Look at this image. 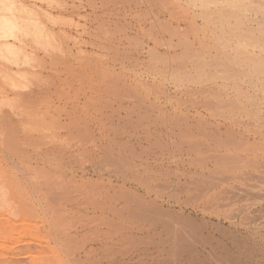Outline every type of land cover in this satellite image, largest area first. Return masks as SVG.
Listing matches in <instances>:
<instances>
[{"label": "rangeland", "instance_id": "374dc122", "mask_svg": "<svg viewBox=\"0 0 264 264\" xmlns=\"http://www.w3.org/2000/svg\"><path fill=\"white\" fill-rule=\"evenodd\" d=\"M30 1L56 45L33 48L31 105L2 85L21 107L0 105L18 130L0 117V164L38 263L157 264L187 242L264 264V0Z\"/></svg>", "mask_w": 264, "mask_h": 264}, {"label": "bare ground", "instance_id": "6f19581e", "mask_svg": "<svg viewBox=\"0 0 264 264\" xmlns=\"http://www.w3.org/2000/svg\"><path fill=\"white\" fill-rule=\"evenodd\" d=\"M259 4V3H258ZM261 5V4H260ZM259 7V6H258ZM261 7V6H260ZM264 7V6H263ZM43 15V12H41V8H38L35 4H32L31 3V1L30 0H0V63H1V67H3L2 65H4V64H8V65H10V66H8V67H6V69L3 67V69H0V83H1V85H0V105H2V106H11V108H13L14 107V105H13V101H12V99L10 98L11 97V95L9 96L8 95V92L6 93L5 91H4V89H6V90H8L9 88H11L10 89V91L11 92H9V94H12L13 96L15 95V97L14 98H16V96H19L18 98H20V95L22 96V95H24V97L26 96V95H28L27 97H32L33 96V94H30L31 92H33V91H30V88L28 87L29 85H32L33 83H34V79H32V77L31 76H33L34 78H35V76H34V73L31 71V66H33L34 64H35V62L36 61H34L33 59L36 57L35 56V52H34V46H35V48L37 47H42V48H44L45 50H48V49H52V47L53 46H55L56 45V36L53 34V33H51V31L49 30V29H47L46 28V24L44 23V21H43V19L41 18V16ZM45 16H49V15H45ZM256 20V19H255ZM262 20V19H261ZM247 22H249V21H247ZM251 22V21H250ZM249 22V24H252V23H250ZM263 24H264V21H263ZM257 25H258V23H257ZM29 40H31V42H32V44L34 43V45L32 46V47H30L29 46ZM30 47V48H29ZM51 47V48H50ZM37 55V54H36ZM36 60H37V58H35ZM32 61H34V63L31 65V62ZM2 62H4V63H2ZM26 66V67H25ZM29 66V67H28ZM35 66V65H34ZM15 69H16V71H15ZM29 78H31V80H33V83H30V81L31 80H29ZM3 83H5L6 85H8V87L6 88H4L3 89V87H2V85H3ZM30 83V84H29ZM39 83H40V81H39ZM4 86V85H3ZM42 86H43V84H42ZM33 86H31V88H32ZM29 88V90L27 91V92H29V93H27L26 92V90ZM40 88V87H39ZM42 88V87H41ZM32 90H34L35 91V89H32ZM43 90H44V88H43ZM5 92V93H4ZM27 93V94H26ZM36 93V92H35ZM40 93H41V90H40ZM29 94L30 95H32V96H29ZM35 95V94H34ZM38 94H36L35 96H37ZM24 97H22V99L24 98ZM17 98V100L19 101L18 102V104H20V105H22V107H23V105H28V104H26V103H29L30 102V100H25L24 99V101H26L25 102V104H24V102L22 101V99L20 98V99H18ZM26 98V97H25ZM33 98V97H32ZM29 99V98H28ZM36 100H37V98H35ZM15 102H14V104H17V100L16 99H13ZM20 100H21V102H23V104H21V102H20ZM35 100V101H36ZM32 101H34L33 99L31 100V102ZM34 101V102H35ZM31 102H30V104L29 105H31ZM16 105L15 106V109H16V107L18 108V111H19V109H20V107L21 106H19V105ZM9 106L7 107V108H9ZM1 107V106H0ZM25 107H27V106H25ZM25 107L24 108H22L23 110L25 109ZM34 107H35V105H34ZM4 107H2V109H3ZM6 108V109H7ZM11 108H9L8 110H10ZM31 108V107H30ZM5 109V108H4ZM5 109V110H6ZM20 110V111H22V112H24L23 110ZM27 110H30L29 111V114H27V110H25V114H27V116L26 117H28V115H31V114H33V113H31V112H33V111H31L32 109H28V107L26 108ZM5 110H0L1 112V114H0V117H1V115L3 114V113H5L6 111ZM5 111V112H4ZM13 111V110H12ZM15 111V110H14ZM7 112H9V111H7ZM15 112H17V111H15ZM22 112H21V115H22ZM12 113V112H11ZM35 113H37V112H35ZM35 113H34V116L33 115H31L30 116V120H31V117L33 118V117H35L36 115H35ZM13 114V113H12ZM17 114H18V112H17ZM24 114V113H23ZM25 114L24 115H22L23 117L25 116ZM7 113H6V115H4V117L6 118L7 117ZM9 115H10V112H9ZM40 115V114H39ZM3 116V115H2ZM11 116V115H10ZM20 116V115H19ZM38 116V115H37ZM14 117H16L15 115H14ZM40 117H41V115L39 116V118L37 119L36 117H35V119L34 120H36V121H33V120H31L30 121V126H31V124L33 123V122H37V123H35V124H38L39 125V127L41 128L42 126H40L43 122H46V119H44L45 121H43L42 123L41 122H39V121H42L41 119H40ZM1 118H3V117H1ZM5 118H3L4 120H5ZM22 117H20V118H18V121H19V119H21ZM3 119H0V120H3ZM17 119V118H16ZM28 118H24V120L26 121V124H25V126H29V119L27 120ZM40 119V120H39ZM8 120V122L6 123V124H8V126L7 125H5V121L3 122V121H0V126L2 125V126H4L5 125V127L7 126V128L8 127H11V124H9V123H11V119H7ZM9 120H10V122H9ZM23 120V119H22ZM23 120V121H24ZM39 120V121H38ZM24 121V122H25ZM4 124H3V123ZM20 122V121H19ZM21 124H23L22 122H20ZM40 123V124H39ZM17 124H19V123H17ZM34 124V123H33ZM34 124V125H35ZM44 124H46V123H43V125ZM10 125V126H9ZM15 125V124H14ZM33 125V126H34ZM0 127V129L1 128H3V127ZM18 126V128H19V125H17ZM21 126V125H20ZM24 126V128L23 129H31V128H33V126L31 127V128H26ZM29 126V127H30ZM36 126V125H35ZM35 126H34V128L33 129H36L38 126H36V128H35ZM45 126V125H44ZM48 127L50 126V125H47ZM4 127V128H5ZM12 127H15V126H13V124H12ZM46 127V126H45ZM45 127H42V131L44 132V130H46L47 128H45ZM53 127V126H52ZM51 127V128H52ZM7 128H6V130L5 131H7ZM22 128H20L21 130H22ZM43 128H44V130H43ZM14 129V128H13ZM16 129V128H15ZM15 129L14 130H12V129H10L9 130V128H8V131H10V132H5V131H3L2 129H1V131H3L4 133H7V135H9V134H11V132H15L16 133V131H18V130H16L15 131ZM50 129V128H49ZM21 130H19V131H21ZM36 130H38V129H36ZM36 130H34V131H36ZM0 131V134L2 135V134H4V133H2ZM31 131H33L32 129H31ZM40 131V130H39ZM41 131V132H42ZM47 131H49V130H47ZM25 132V131H24ZM23 132V133H24ZM29 132V131H28ZM26 133V132H25ZM18 134V133H17ZM20 135H21V133H19ZM27 134H29V133H27ZM35 133H32L31 135H34ZM39 133H37V135H38ZM43 134V133H42ZM42 134L40 135V138H42L41 136H42ZM44 134H46V132L44 133ZM15 134H11V136L10 137H12V139H14V141H16V139L15 138H13V136H14ZM51 135H52V133H51ZM6 136V135H5ZM5 136H4V138H5ZM9 136H7V137H9ZM43 136H45V135H43ZM1 138L3 137V135L2 136H0ZM28 137V136H27ZM45 137H48L47 135L45 136ZM19 138V137H18ZM30 138V137H29ZM32 138V137H31ZM30 138V139H31ZM37 138H38V136H37ZM36 138V139H37ZM39 138V139H40ZM50 138H51V136H50ZM52 138H54L53 136H52ZM12 139H10V138H8V141L7 140H4L5 142L4 143H2L3 141H1L0 140V143H2V144H7V145H9L10 144V146H11V142L10 141H12ZM29 139V140H30ZM22 140V139H21ZM32 140V139H31ZM8 142V143H7ZM13 142V141H12ZM25 143V142H24ZM13 144H15V142H13ZM12 144V145H13ZM17 144V143H16ZM20 144H21V142H20ZM26 144V143H25ZM22 145V144H21ZM28 145H29V143H28ZM0 146H1V144H0ZM14 147H16L15 145H13ZM13 146H11V150H13ZM26 146V145H25ZM4 147H6V145H4ZM8 147V146H7ZM7 147L6 148H4V150L5 149H7ZM18 147H20V146H18ZM22 147V146H21ZM27 147V146H26ZM16 149V148H15ZM18 149V148H17ZM19 149H21V148H19ZM19 149L17 150V152H19ZM26 149V148H25ZM11 150H8V151H10L11 152ZM14 151V150H13ZM18 154V153H17ZM1 161H2V158H1ZM4 163H6V162H4ZM1 164H2V162H1ZM0 164V246H3V245H5L6 243L7 244H10V245H12V246H14V245H18V246H20V247H17V246H14V247H9V253H8V251H7V253L9 254V256H6L5 255V253H4V256H3V254H0V264H35V261H37V263H38V261H42V260H45V259H43V258H41L40 257V255H39V252L37 253H33V249H32V247H31V244H30V242H27V239H26V237L27 236H23L21 233H15V232H12V231H14V229H16L17 227H15V225L17 224V223H21V224H23V226H21V228H20V230H23V231H21L22 233L24 232V228L27 226V224H28V209L26 208V206L24 205V204H19V205H15L14 203H13V201L11 200L12 199V197H11V195H12V193H11V191H9L8 190V184L7 183H11L10 182V180L7 182V179H6V177H7V175H6V172L4 171V168H2V165ZM28 167V166H27ZM28 170V169H27ZM12 172V171H11ZM33 172H35V171H33ZM35 174V173H34ZM9 175V174H8ZM13 177L11 176V179H12ZM15 178V177H14ZM38 178V177H37ZM8 179H10L9 177H8ZM13 184V183H12ZM12 184H11V186H12ZM15 184V183H14ZM17 185V184H16ZM20 185V184H19ZM22 188V187H21ZM9 189H10V187H9ZM20 193V192H19ZM12 196H14V195H12ZM23 197V196H22ZM134 197V196H133ZM132 197V198H133ZM14 198H15V196H14ZM26 198V197H25ZM24 199V198H23ZM135 199V198H134ZM14 200V199H13ZM16 200V199H15ZM25 200V199H24ZM126 200H127V197H126ZM137 200V199H136ZM15 202V201H14ZM127 202V201H126ZM137 202H139V201H137ZM117 204V203H116ZM116 207V206H115ZM126 206H124L123 208H125ZM150 207V206H149ZM126 208H130V207H126ZM125 208V209H126ZM114 209H116V208H114ZM127 209V210H128ZM159 209V208H158ZM161 209V208H160ZM120 210V209H119ZM143 210V209H142ZM145 210V209H144ZM143 210V211H144ZM147 210H148V208H147ZM129 211L131 212V210L129 209ZM139 211H141V210H139ZM139 211H138V213H139ZM143 211H141V212H143ZM154 211V210H153ZM149 212V213H154V212ZM113 212H116V211H113ZM119 212V211H118ZM120 212H123V211H120ZM119 212V213H120ZM135 211H133V213H134ZM140 212V213H141ZM132 213V214H133ZM136 213V212H135ZM133 214V215H138V213H136V214ZM145 213V212H144ZM131 214V215H132ZM161 215L163 214V212L162 213H160ZM166 214V213H165ZM173 214V213H172ZM144 215V214H143ZM142 215V216H143ZM146 215V214H145ZM150 216V215H149ZM148 216V217H149ZM156 216V215H155ZM155 216H153V218L155 217ZM165 216H167V215H165ZM165 216H163V217H165ZM178 216V215H177ZM145 217H147V216H145ZM159 218H160V215L158 216ZM157 217V218H158ZM176 217V216H175ZM152 218V219H153ZM156 218V217H155ZM156 218V220H160L159 218L157 219ZM166 218V217H165ZM169 218H171L172 219V222L175 220H173V218L172 217H168V220H169ZM181 219H183V218H181ZM180 219V220H181ZM154 220V219H153ZM152 220V221H153ZM180 220H177V223H178V221L180 222ZM160 222H161V220H160ZM169 222V221H168ZM154 223V222H153ZM157 223V222H156ZM155 223V224H156ZM170 223V222H169ZM154 224V225H155ZM164 223H162V225H163ZM183 224V223H182ZM18 226H20L19 224H17ZM14 226V227H13ZM25 226V227H24ZM181 226V225H180ZM184 226V225H183ZM30 227V226H29ZM28 227V228H29ZM14 228V229H13ZM29 229H31V228H29ZM185 229V228H184ZM184 229H182L183 231H185ZM187 229V228H186ZM181 230V229H180ZM17 231H18V229H17ZM26 231H27V229H26ZM31 231V230H30ZM164 231V230H163ZM170 231V230H169ZM175 231V230H174ZM181 232V231H180ZM28 234H31V232H27ZM183 233V232H182ZM181 233V234H182ZM186 233H187V230H186ZM185 233V234H186ZM24 234H26V233H24ZM172 234H174V233H172ZM177 234V233H176ZM171 235V234H170ZM31 236V235H30ZM195 236V235H194ZM198 236V235H197ZM196 236V237H197ZM200 236V235H199ZM174 238V237H173ZM185 238V237H184ZM203 238V237H202ZM202 238H200V239H202ZM205 238V237H204ZM203 238V239H204ZM209 238V237H208ZM172 239V238H171ZM210 239V238H209ZM209 239H207V240H209ZM165 240V239H164ZM164 240H162V241H160V242H165ZM177 240V237H176V239L175 240H173V241H176ZM181 240H182V238H181ZM205 240V239H204ZM203 240V241H204ZM184 241V240H183ZM182 241V242H183ZM189 241V240H188ZM194 241H196V240H194ZM198 241V240H197ZM167 242V241H166ZM177 242H179L180 243V241H177ZM206 242V241H205ZM205 242H202V243H205ZM211 242V241H210ZM214 242V241H213ZM187 243V242H186ZM186 243H183L186 247L188 246V245H190V244H186ZM202 243H201V246L203 247V245H205V244H203L202 245ZM207 243V242H206ZM6 244V245H7ZM160 244V243H159ZM166 244V243H165ZM175 244V243H174ZM177 244V243H176ZM182 244V243H181ZM197 244H199V242L197 243ZM183 245V246H184ZM217 245H219V244H217ZM158 246V245H157ZM161 246V245H160ZM163 246V245H162ZM172 246H176V245H172ZM172 246H170L171 247V249H172ZM179 246V247H178ZM183 246H180V244L178 245L177 244V251H171V252H169L170 253V255H169V253H168V255L166 256V258L168 257V261L170 260L169 258H171V261H173L172 263L174 264H210V262H207V260L206 259H208L207 257L212 253V247H209L210 249H211V253L209 254V255H207V256H205V251H203V252H199V251H197V252H189V251H187L186 250V248L184 249V247ZM207 246V245H206ZM205 246V247H206ZM209 246V245H208ZM19 249V251H18V249ZM173 247V248H174ZM180 247H182V248H180ZM189 247V246H188ZM190 247H191V245H190ZM205 247H204V249L202 248V250H205ZM216 247V246H215ZM0 248H2V247H0ZM15 248L17 249L16 250V252H12V251H14L15 250ZM30 248H31V251H30ZM193 248H195L194 247V245H193V247H192V250H193ZM197 248V247H196ZM5 249V248H4ZM162 249V248H161ZM178 249H179V251H178ZM199 249V248H198ZM191 250V251H192ZM226 251H227V249H225ZM229 250V249H228ZM5 251V252H6ZM161 251V250H160ZM18 252V253H17ZM159 252V251H158ZM162 252V251H161ZM207 252V251H206ZM218 252V251H217ZM166 253V252H165ZM165 253H160L161 255L162 254H165ZM214 253H215V251H214ZM150 254H152V253H150ZM149 254V255H150ZM213 254V253H212ZM226 254V253H225ZM44 255V254H43ZM147 255V254H146ZM153 255V254H152ZM152 255H151V257H152ZM161 255H159V257H158V254H157V257H158V261H157V264H167V259L166 258H164V257H162ZM229 255V254H228ZM245 255V254H244ZM243 255V256H244ZM45 256V255H44ZM156 256V255H155ZM155 256H153V257H155ZM211 256V255H210ZM209 256V257H210ZM219 256H221V255H219ZM225 256V255H224ZM224 256H223V258H221L222 260L224 259ZM235 256V255H234ZM239 256H241V255H239ZM144 257V256H143ZM150 257V258H151ZM235 257H237V256H235ZM235 257H234V259H235ZM250 257V256H249ZM150 258H147V259H150ZM211 258V257H210ZM213 258V257H212ZM41 259V260H40ZM142 259H145V257L144 258H142ZM146 259V260H147ZM155 259V258H154ZM154 259L152 258V261H154ZM166 259V260H165ZM218 259V257L216 258V260ZM238 259V258H237ZM151 260V259H150ZM149 260V261H150ZM215 260V261H216ZM220 260V259H219ZM225 260V261H224ZM223 260V262H225V264H226V261H227V259H224ZM238 260H240V259H238ZM237 260V261H238ZM145 261V260H144ZM143 261V262H144ZM148 261V260H147ZM156 261V260H155ZM171 261L169 262V264H171ZM215 261H212V262H214V264L216 263ZM235 261V260H234ZM44 262V261H43ZM220 262V261H219ZM217 262V264H222V262ZM236 262V261H235ZM40 263V262H39ZM38 263V264H39ZM148 263V262H147ZM154 263V262H153ZM234 263V262H233ZM237 263V262H236ZM241 263H243V262H241ZM42 264V263H41ZM142 264H144V263H142ZM145 264H146V262H145ZM150 264V263H149ZM155 264H156V262H155ZM212 264V263H211ZM227 264H229V263H227ZM230 264H231V262H230Z\"/></svg>", "mask_w": 264, "mask_h": 264}]
</instances>
